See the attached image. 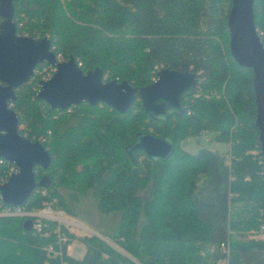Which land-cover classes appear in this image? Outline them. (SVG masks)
Instances as JSON below:
<instances>
[{"label":"trees","instance_id":"trees-1","mask_svg":"<svg viewBox=\"0 0 264 264\" xmlns=\"http://www.w3.org/2000/svg\"><path fill=\"white\" fill-rule=\"evenodd\" d=\"M230 7L231 0L14 2L17 33L48 36L57 58L72 55L84 72L101 68L108 81L139 89L152 83L155 70H190L199 85L198 95L184 100L185 113L167 123L151 119L139 99L125 113L103 103L68 111L37 99L30 82L16 89L10 107L29 139L52 133L42 141L51 165L37 168L36 177H48L46 195L34 192L26 208L54 199L66 209L64 190L71 198L90 191L101 213L119 216L108 234L117 248L92 234L78 238L86 247L81 258L68 255L66 244L53 256L47 251L53 233L26 230L24 217H0V264H217L221 243L229 246L227 264H264V242L237 238L260 224L264 158L248 152L260 150L256 92L252 70L229 51ZM253 10L257 32L264 30V0H254ZM203 131L230 141L228 153L180 148L184 138ZM141 132L170 137L171 156L154 162L136 151L135 164L125 147ZM63 231L69 244L75 237Z\"/></svg>","mask_w":264,"mask_h":264},{"label":"water","instance_id":"water-1","mask_svg":"<svg viewBox=\"0 0 264 264\" xmlns=\"http://www.w3.org/2000/svg\"><path fill=\"white\" fill-rule=\"evenodd\" d=\"M0 0V158L14 163L18 171L0 184V197L9 206L23 205L37 187L45 188L48 177L36 179L34 169L46 171L52 156L39 141H32L18 131L19 117L8 103L16 99L15 90L29 82L34 69L41 63L54 67L49 79L41 80L36 98L51 109L65 110L87 103H103L120 113L127 112L139 99L147 115L167 123L186 111L184 100L193 96L198 75L190 70L161 68L156 79L141 88L127 81H104L101 68L82 71L70 55L59 60L48 36L33 37L17 33L14 21V2ZM254 0H231L227 19L229 51L240 66L250 68L256 92V126L258 141L264 158V45L254 22ZM174 150V141L166 136L155 137L149 132L137 133L125 152L136 164L133 153L142 151L152 161H166ZM24 228L32 229V220L24 221Z\"/></svg>","mask_w":264,"mask_h":264},{"label":"built area","instance_id":"built-area-1","mask_svg":"<svg viewBox=\"0 0 264 264\" xmlns=\"http://www.w3.org/2000/svg\"><path fill=\"white\" fill-rule=\"evenodd\" d=\"M258 35L260 36L261 40L262 38H264L263 32H258ZM43 66L45 67V71L40 72V68ZM46 67L48 68V70H46ZM53 73H54L53 66L47 63H41L35 67L33 76L31 77L29 82L34 84L36 88L38 89L40 81L49 79ZM8 105L10 107L12 106V103L9 102ZM67 109L68 111L70 110L69 107ZM22 126L25 127V125H23L20 122V118H19L18 131L22 136L29 139L28 133L22 132L23 131L21 129ZM30 140L39 141L40 143H42V141H46L43 135H40L38 137H32ZM259 152L260 150H253V151L251 150L250 153L254 155ZM260 163H264V159L260 161ZM37 168H40V167H36L34 169L36 177L39 174ZM17 171H18V168L14 163L9 162L3 158H0V184L6 182L9 179V177ZM261 174H264V168L261 171ZM34 192H38V193H41L42 195H46V189L42 187L36 188ZM57 205L58 204L56 200L52 199V200L45 202L44 205L40 209L28 210L26 208L25 203L19 206H9V205L4 204L0 197V217H24L25 220L31 219L32 229H34L35 232L38 233L39 235L49 236L51 233L54 234L56 240L54 244H49V246L47 247L48 253H50L53 256H57V255L61 256L63 254V246L66 244L65 252L68 255H70V251H69L70 243L67 244L69 241V238L64 233L63 229L64 228L68 229V226L71 225L72 222L64 218L65 210L63 208H57ZM263 216H264V210H262L261 208L260 218H259L260 224L258 228L251 229V231L248 233L245 239L264 242V217ZM50 223H52V229L46 230L45 228L48 227ZM220 251L223 256L217 264H227L228 254H229L228 243H221ZM62 264H66V263L62 262Z\"/></svg>","mask_w":264,"mask_h":264},{"label":"rangeland","instance_id":"rangeland-1","mask_svg":"<svg viewBox=\"0 0 264 264\" xmlns=\"http://www.w3.org/2000/svg\"><path fill=\"white\" fill-rule=\"evenodd\" d=\"M258 32H263L264 34V30L262 29H260ZM46 70H48L47 67ZM44 71H45V67L43 66L40 68V72H44ZM156 73L157 70L153 71L152 73L151 76L152 82L156 79ZM108 75H109L108 71L103 75V80L106 82L108 81ZM198 85L199 83L197 84V88ZM197 88L196 91H198ZM197 95L198 92H195L193 96L196 97ZM186 107L188 108V105H186ZM172 120H174V118H172ZM21 123L25 125V127L22 126L21 128L23 130L22 132L29 133V129L26 123L24 121H21ZM50 131L51 130H47L46 133L34 135V137L43 135L46 140H49L50 138H52V133ZM179 145L180 148L186 149L192 153H195L200 148H206L215 151L221 155H224L228 153L231 146V142L216 141L214 139V133L212 131H203L198 137L184 138ZM253 150L255 149H252V151ZM248 152H251V150ZM64 197L67 206V208L64 209L65 210L64 218L72 222V224L68 226V230L75 237L72 238L73 240H71L70 242L73 257L81 258L84 255L86 251V247L83 243L79 241L78 238L86 235L95 234L101 236L107 243L117 248L116 244H114L113 241L108 238V234L114 231L119 219V216L116 212L107 215L101 213L97 209L95 199L93 198L90 191L84 194H76L75 197L71 198L68 195L67 190H64ZM57 208H62V207L57 205ZM250 231L251 229L241 231L238 234L239 236H237V238L242 240L245 239ZM210 249L211 251H213L214 246H212Z\"/></svg>","mask_w":264,"mask_h":264},{"label":"crops","instance_id":"crops-1","mask_svg":"<svg viewBox=\"0 0 264 264\" xmlns=\"http://www.w3.org/2000/svg\"><path fill=\"white\" fill-rule=\"evenodd\" d=\"M69 251H70V254H71V256H72L71 245H70ZM84 251H85V250H84ZM83 253H84V252H83Z\"/></svg>","mask_w":264,"mask_h":264}]
</instances>
